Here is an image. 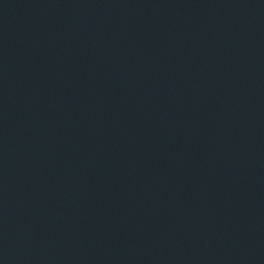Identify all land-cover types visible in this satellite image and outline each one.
Wrapping results in <instances>:
<instances>
[{
    "label": "water",
    "instance_id": "95a60500",
    "mask_svg": "<svg viewBox=\"0 0 264 264\" xmlns=\"http://www.w3.org/2000/svg\"><path fill=\"white\" fill-rule=\"evenodd\" d=\"M0 264H264V0H0Z\"/></svg>",
    "mask_w": 264,
    "mask_h": 264
}]
</instances>
